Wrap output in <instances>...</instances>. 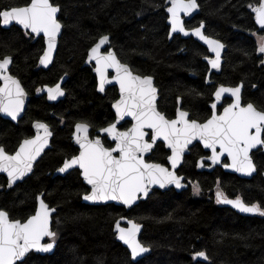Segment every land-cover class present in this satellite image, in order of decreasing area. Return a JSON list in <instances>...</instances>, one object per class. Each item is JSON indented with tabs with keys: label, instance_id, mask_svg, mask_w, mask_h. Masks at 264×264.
I'll list each match as a JSON object with an SVG mask.
<instances>
[{
	"label": "trees",
	"instance_id": "trees-1",
	"mask_svg": "<svg viewBox=\"0 0 264 264\" xmlns=\"http://www.w3.org/2000/svg\"><path fill=\"white\" fill-rule=\"evenodd\" d=\"M198 1L201 12L187 27L204 21L206 34L227 46L221 73H212V84L205 83L206 49L192 38L169 39V0H53L60 7L63 33L48 70L38 65L45 49L43 38L34 41L21 29H3L0 24V59L12 57L11 73L31 97L17 125L0 117V146L14 154L24 139L33 136L36 121L47 123L54 133L52 148L24 182L6 190L7 180L0 175V209L11 219L24 222L34 215L41 194L57 210L54 254L32 253L23 264H264V216H243L217 203L215 195L219 186L228 198L239 197L264 208L263 151L253 154L257 174L242 179L218 168L200 172L197 158L203 152L196 145L180 171L199 183L200 196L193 195L190 187L181 192L156 190L129 211L115 205L84 204L82 197L89 189L79 171L65 177L54 175L66 159L78 153L72 142L77 123H87L95 132L115 119L112 104L118 98L117 90L112 87L104 95L98 93L93 69L84 66L89 49L104 35L110 36L111 46L123 62L140 75L155 78L159 108L170 119L175 117L179 98L193 119L209 117L216 83H242L243 102L264 111V55L258 51V32L249 7L261 0ZM25 3L27 0H0V10ZM65 75L64 100L51 104L44 96L35 97L38 90L54 86ZM129 126L126 123L122 128ZM104 144L113 146L106 139ZM167 158L163 144H158L148 160L166 165ZM125 217L143 224L141 242L152 250L138 262L132 261L116 239L115 224ZM201 251L208 262L194 260Z\"/></svg>",
	"mask_w": 264,
	"mask_h": 264
},
{
	"label": "snow or ice",
	"instance_id": "snow-or-ice-1",
	"mask_svg": "<svg viewBox=\"0 0 264 264\" xmlns=\"http://www.w3.org/2000/svg\"><path fill=\"white\" fill-rule=\"evenodd\" d=\"M171 7L167 12L171 14L172 32H181L188 35L184 27L181 13L191 15L199 7L197 0H169ZM252 7L256 22L264 28V0L259 6ZM60 7L53 0H27L23 6H12L0 10V24L12 25L14 22L30 30L37 36L43 34L47 39V49L44 51L40 63L47 66L52 62L53 52L56 48L57 36L61 31V23L57 18ZM200 27L192 29V33L209 45L215 53V58L209 61L211 68L220 67V50L223 45L215 39L205 35ZM109 37L102 36L99 42L90 49L89 61L96 63L95 71L99 74V91L105 90V85L113 80L119 85L120 98L113 105L116 110V123H111L99 131L108 134L114 147H105L99 137L89 138L87 123H77L75 126V140L80 146L78 156H73L63 163L60 172L77 168L81 171L83 179L91 186L90 193L83 199L87 201H121L131 206L141 195L147 196L151 185L164 187L174 184L181 187L183 177L177 176L175 168L183 159L185 150L193 141L203 142L205 148L212 151L209 159L215 164L225 153L231 158V167L237 172L251 175L255 171L250 152L257 145H264V111L258 110L252 103L241 104V86H220L215 92L219 101L224 93H230L234 101L223 108L221 114L212 112L205 122L189 119L187 111L178 110L176 118L170 119L156 107L157 90L153 86L151 76H141L133 73L126 64L121 63L115 52H101V48L108 44ZM258 51L264 53V36L258 38ZM12 57L0 59V112L15 120L24 107L26 95L20 81L9 74V65ZM114 69L115 76L111 79L108 70ZM40 91V90H38ZM48 98L57 99L64 95L63 89L57 83L55 87L47 88ZM213 103L211 108L215 110ZM125 117H131L134 123L131 128L121 131L117 124ZM37 130L43 129V134H38L32 139H25L14 154H9L0 146V172L7 173L9 186L17 180H22L32 171L33 163L48 146L52 133L48 125L37 122ZM152 135L149 137V132ZM149 137V139H145ZM162 139L171 149L172 170L158 163L145 160V154L151 152L156 141ZM149 140L151 142H149ZM219 146L220 151H217ZM115 153V154H114ZM203 167V160L200 162ZM197 186V191H198ZM217 203L231 204L241 212L258 213L264 216V208L256 204H247L241 198L229 199L217 187ZM39 209L25 222L11 219L9 213L0 210V264H23L26 254L32 250L48 252L55 245L57 233L52 230V213L54 208H49L43 199V194L38 197ZM130 227H121L119 221L115 227L118 238L130 248L133 260L149 251L137 238L141 225L128 221ZM45 237L51 242L42 243ZM197 257L207 259L205 252L196 253Z\"/></svg>",
	"mask_w": 264,
	"mask_h": 264
},
{
	"label": "water",
	"instance_id": "water-1",
	"mask_svg": "<svg viewBox=\"0 0 264 264\" xmlns=\"http://www.w3.org/2000/svg\"><path fill=\"white\" fill-rule=\"evenodd\" d=\"M260 2H261V1H260ZM260 2H259V3H260ZM197 3H198V1H197ZM259 3H258V4H255L253 7H255V6H259ZM198 5H199V4H198ZM170 7H171V5H170ZM250 11H251V14H252V16H253V21H254V23H255V26H256L257 30H258L259 32H264V28H261V26L256 22V19H255V15H256V14L254 13L252 7L250 8ZM200 12H201V9H200V6H199L197 9L193 10V12L191 13V15H196V16H197L198 14H200ZM59 15H60V12L57 14V18H58V20H59ZM168 15H169L168 24H169V26H170V32H169V39H170V40H172L174 36H181V37L184 38V39H190V38H193V39H194L196 42H198L200 45H202V46H204L205 48H207L208 51H209V54H210L211 56H213V58L206 59V62L209 63V61H210L211 59H214V58H215V53H213V52L211 51L209 45H207L204 41L200 40L199 37L195 36V35L192 33V29H191V30L186 29V27H185V16H188V14H185V13H181V14H180V15H181V19L183 20V23H184V27H185V29H186V30L188 31V33H189L188 35H184L183 33L179 32V31H177V32H172V30H171V14L168 12ZM60 23H61V22H60ZM202 24H203V29H202V31H203V33L205 34V24H204V23H202ZM61 25H62V24H61ZM13 26H15V27L21 29L22 31H24V32H26V33H29L32 37H34L35 40H38L39 38L43 37V38H44V42H45V50H44V51H46V49H47V39H46V37H45L43 34H40L39 36H37V35L34 34V33H30V30H25V29H23V26H21V25H19V24H16L15 22H14L12 25H9V26H3V25L1 24V27H2L3 29H10V28L13 27ZM200 26H201V25H200ZM200 26H199V27H200ZM62 33H63V25H62V27H61V31H60V33H59L58 36H57V40H56V48H55V50H54V52H53L52 62L49 63L47 66H45V65H43V64L40 63V59L42 58V56H43V54H44V52H43V54L41 55V57H40V59H39V63H38V65H39V69L48 70V69L53 65L54 60H55V57H56V54H57V51H58V46H59V42H60V39H61ZM205 35H206V34H205ZM107 36L109 37V42H108V44L104 45V46L101 48V52H102V53H105V54H106L107 51L115 52V50H114L113 47L111 46L110 36H109V35H107ZM100 38H101V37H100ZM100 38H99V39H100ZM211 38H212V39H215V38H213V37H211ZM99 39L97 40L96 43L99 42ZM96 43H95V44H96ZM220 43L223 45V48L220 50V67H219V69H213V68H211L210 73H212V72H215V73H217V74H220V73H221V69H222V67H223V63H224V55H225V53L227 52V46H226L224 43H222V42H220ZM95 44H94L92 47H94ZM92 47H91V48H92ZM91 48H90V49H91ZM90 49H89L88 54H87V57H86V59H85L84 66H85V67H93V66H94L93 71H94V74H95V76H96V78H97V92L100 93L101 95H104L105 92H106V90H107L108 88H111V87H117V88H118V92H119V85H118V83H116L114 80H113L112 83H110V84H106V85H105V90H104L103 92H100V91H99V74L95 71V68H96V63H95V61H94V60L89 61ZM115 54H116V52H115ZM116 56H117V54H116ZM117 58H118V56H117ZM118 59H119V58H118ZM119 60H120V59H119ZM121 63H122V62H121ZM12 64H13V59H12V63L9 65V69H8L10 75H12V73H11ZM209 65H210V63H209ZM128 66H129V65H128ZM210 66H211V65H210ZM129 67H130V66H129ZM130 68H131V67H130ZM132 71H133V70H132ZM133 73H134V72H133ZM110 74H113L112 77H114V76H115V70H114V69H109V70H108V76H109V78L111 79L112 77H110ZM134 74H136V73H134ZM136 75H138V74H136ZM12 76H13V75H12ZM14 77H15V76H14ZM151 77H152V76H151ZM15 78H16V77H15ZM67 78H68L67 75H65V76H63V77L60 79V81L58 82V83L60 84V87H61V88L63 89V91H64V95H63V96H59V97H57V99H55V100H51V99H49V98H48V93H47V88H48L49 86H45V87H43L40 91H38V92L36 93L35 97H43V96H44V97L47 98L48 102L51 103V104H57L59 101L64 100L65 97H66V91H65V89H64V85H65V83H66V81H67ZM152 78H153V86H154V87L156 88V90H157V93H156V101H155V103H156V107H157V109L159 110L158 102H159V100H160V90H159V88L156 86L155 78H154V77H152ZM16 79H18V78H16ZM18 80H19V79H18ZM19 81H20V80H19ZM20 84H21V86L23 87L21 81H20ZM240 86H241V85H240ZM0 87H3V80H0ZM53 87H55V86H53ZM23 89H24L26 95H25V97H24V107H23V111L20 113V115H19L15 120H13V119H12L10 116H8L7 114H5V113H3V112H0V117H1V118H3L4 120L10 121V122H12V123L15 124V125H17L18 122L24 117L25 112H26V110H27L28 103H29L30 100H31V97L28 95V93H27V91L25 90L24 87H23ZM242 94H243V86L241 87V104L243 105ZM226 97H229V98H233V99H235L234 97L231 96L230 93H224V94L222 95L221 99H220L219 101H217V100H216V97H215V94H214V99H215L214 103L217 105V107H218V105H220V103L222 102V100H223L224 98H226ZM119 98H120V92H119ZM114 104H115V102H114ZM114 104H113V105H114ZM113 105H112V110H113V112H114V114H115V118H116L114 123H116V120H117V117H116V110H115V108H114ZM217 107H216V109H217ZM211 109H212V108H211ZM216 109H215V110L212 109V111H215L216 114H218V112H217ZM178 110H183V109H182V101H181L180 98H179V100H178V107H177L176 115H177ZM159 111H160V110H159ZM183 111H185V110H183ZM175 118H176V116H175ZM175 118H173V119H175ZM189 119H190V114H189ZM37 122H40V123H42V124H46V125H48L47 123H45V122H41V121H36V122H34L33 125H32L33 131H34V136L31 137V138H29V139L34 138V137L38 134V132H39V134H41V135L43 134V129H39V130H37V128L35 127V125H36ZM127 122L130 123V126H129L128 128H131V127H132V124L134 123V121L132 120L131 117H125L124 120H121V121L117 124V128H118L119 130H121V131L127 130L128 128H126V129H122V127H123ZM75 126H76V125H75ZM104 128H105V127H104ZM48 129H49V131L52 133V135L49 137V143H48V146L44 149V151L40 154V156H38L37 159L34 161V163H33V167H32V171H31L30 173H28V174H27L22 180H17L15 184H12L11 186H9V177L7 176V173L0 172V175H1V176H4V177L6 178V180H7L6 190H10V189L15 188L18 184L24 182V180H26L28 177H30V176L33 174L34 170H35L36 164H37V163L40 161V159L45 155V153H46L48 150H50V149L52 148V140H53L54 133H53L52 128H51L49 125H48ZM146 131L149 132V137H150V136L152 135V132H151L150 130H148V129H146ZM91 132H92V128H91V126H90V127H89V138H90V139H95L96 137H99V138L101 139L102 143L104 144V138H107V140L113 145L112 147L115 146V141H113V140L111 139V137L108 136V134L103 133V132H100V131L98 130V131L96 132V136H95L94 138H92V136H91ZM149 137H146L145 139H149ZM24 140H25V139H24ZM22 142H23V141H22ZM22 142H21V143H22ZM72 142H73V144L75 145V147L78 149V154L76 155V156H78V155H79V152H80V146H79V144L76 143V140H75V127H74V132H73V134H72ZM149 142H151V141L149 140ZM158 144H163V146L165 147V149L169 152V156H171V149H169V148L167 147V142H166V141H163L162 139H158V140L156 141V143H155L153 149L151 150V152L145 154L144 158H145L146 161H148V159L152 156V153L155 151V148H156V146H157ZM196 145L201 146V148H202L206 153L209 154L208 157H206V158H202V159L199 160V171H200V172L211 173V172H213L216 168H219V167H220V168H222V169L224 170L225 173H229V174L235 175V176H237V177H239V178H242V179H252V178L257 174V167H256V164H255V160H254V158H253V154H254V153H257V152H259V151H263V152H264V145H257V147H255V148H253V149L251 150V152H250V156H251V158H252L253 163L255 164V171L252 172L251 175H247V174H244V173H241V172H237L235 169H233V168H231V167H225V165H230V164H231V158L228 157L226 153H225L224 156H221V157H220V161H219L218 163H215V164H214V163L209 159V157L212 155V151H211V149H209V148H205V147L203 146V142H201V141H199V140H195V141H193L192 144H190V145L188 146V148L185 150L184 155H183V159H182V160L178 163V165L176 166V168H175V173H176L177 176H179V175H178V171L180 170L181 166L183 165L186 155H189L191 149H192L194 146H196ZM104 146L107 147L105 144H104ZM17 150H18V148H17ZM17 150H16V151H17ZM217 151H218V152L220 151L219 146H217ZM114 154H115V153H114ZM169 156H168V157H169ZM66 160H67V159H66ZM66 160H65V161H66ZM201 160H203V163H204V166H203V167L200 166V162H201ZM65 161H64V162H65ZM224 161H228V163H227V164H224ZM64 162H63V163H64ZM148 162H150V163H156V162H153V161H148ZM205 163H208L209 165H208V166H205ZM158 164H161V163H158ZM161 165H163V164H161ZM163 166L166 167V168H168L170 171L172 170L171 161H170L168 158H167V165H163ZM61 167H63V164L61 165ZM61 167H60V168H61ZM75 170H76V171H79V172H80V175H81V171H82V170H79V169H77V168L69 169L68 171L63 172V173L60 172V171H59V168H58V169L55 171V174H54V175H55V176L65 177V176L68 175L70 172L75 171ZM262 176L264 177V173L262 174ZM81 179L83 180V183L86 185V187L89 189V192H88V193H90L91 186L88 185V184L86 183V181L83 179L82 175H81ZM184 182H185V178L183 177V179L181 180V185H182V186L179 187V188L176 187L174 184H166L164 187H160L159 185H151V186L149 187V191H148L147 196H143V195H141L140 198H138V199H137V200H136L131 206H129V205H125V204H123L121 201H96V202H93V201H87V200L83 199L84 195H83V197H82V202H83L84 204H87V205H90V206H107V205H115V206L123 207V208H125L127 211H129V210H131L132 208H134L135 206H137L140 202L148 200L149 197L152 195V193H153L154 191H156V190H157V191H161V192H169V191H171L172 189H173L174 191H176V192H181V191H183V190H188V189H189V185H188V184H185ZM88 193H87V194H88ZM43 199H44V196H43ZM44 201H45V200H44ZM45 203H46V202H45ZM46 204L49 206V208H51L50 205H49L48 203H46ZM222 204H223L225 207L230 208V209L234 210L235 212H237V213H239V214H241V215H243V216H255V215L258 214V213H245V212H241L239 209H237L236 207H234V206L231 205V204H226V203H222ZM38 209H39V200L37 199V207H36V211H37ZM54 209H55V208H54ZM36 211H35V213H36ZM35 213H34V214H35ZM56 214H57V210L55 209V212H53V213H52V216H51V220H52V225H51V226H52V230H53V218H54V216H55ZM118 221H119L121 227H125V228L130 227V224L128 223V221H134L135 223L139 224V223L136 222L135 220H133V219H129V218H126V217H125V218H122V219H119ZM118 221H117V222H118ZM22 222H23V221H22ZM24 222H25V221H24ZM117 222H116V223H117ZM115 225H116V224H115ZM139 225H141V228H140V232L138 233V237H137V238H138V239L140 240V242H141V235H142V232H143V230H144V226H143V224H139ZM53 231H54V230H53ZM114 232H115V234H116L117 242H119L123 247H125V248L129 251V253H130V251H131L130 248H129V247H128L123 241H121V240L118 238V232H117V230H116V227H114ZM47 241L51 242V238H49V237H45L44 240L42 241V243H49V242H47ZM141 243H142V242H141ZM142 244H143V243H142ZM143 245H144V244H143ZM56 247H57V242L55 241V245H54V247H53L50 251H48V252H38V251H36V250H32V251H30L28 254H26V256H25V258H24V261H25L26 258H27L30 254H32V253L37 254V255H40V256H52V255L54 254L55 250H56ZM146 247H147V246H146ZM148 248H149V251H148V252L141 254V256L137 257L135 260H133L132 257H131L132 261H133V262H138V261H140L141 259H143L144 257L150 255L151 252H152V250H151L150 247H148ZM206 255H207V254H206ZM130 256H131V255H130ZM194 260H195L196 262H197V261H200V262H204V263H206V262H208V256H207V259H204V258H201V257H197L196 254H195V255H194ZM24 261H23V262H24ZM18 263H21V262L18 261L17 264H18Z\"/></svg>",
	"mask_w": 264,
	"mask_h": 264
},
{
	"label": "flooded vegetation",
	"instance_id": "flooded-vegetation-1",
	"mask_svg": "<svg viewBox=\"0 0 264 264\" xmlns=\"http://www.w3.org/2000/svg\"><path fill=\"white\" fill-rule=\"evenodd\" d=\"M198 1V0H197ZM198 4H199V1H198ZM170 2H169V6L168 7H170ZM199 6H200V4H199ZM251 8V7H250ZM200 9H201V6H200ZM250 13H251V11H250ZM252 15V14H251ZM196 17V15H188V16H185V27H186V29H188V30H191V28L195 25H193L192 27H190V28H188L187 27V25H188V23H189V21H191L192 19H194ZM168 19H169V15H168ZM202 23H204L205 24V22L204 21H198L197 22V24L192 28V29H194V28H197V27H199ZM169 25V24H168ZM169 32H170V26H169ZM257 32L258 33H264V32H259L258 30H257ZM258 33L255 35V37L257 38V36H260V35H258ZM29 34V33H28ZM205 34H206V31H205ZM30 35V34H29ZM207 36H209L208 34H206ZM31 36V35H30ZM181 37V36H180ZM209 37H211V36H209ZM34 38V37H33ZM41 38H43V37H41ZM214 38V37H213ZM184 39V38H183ZM193 39V38H192ZM43 40H44V38H43ZM194 40V39H193ZM215 40H218V39H216L215 38ZM34 41H36L35 39H34ZM219 42H221L220 40H218ZM44 46H45V42H44ZM204 47V46H203ZM205 48V47H204ZM114 49V48H113ZM206 49V51H207V55H205L204 56V58H203V60H204V62L207 64V72H206V75H205V83L206 84H212L213 82H214V80L211 78V76H212V73H215V72H212V73H210V71H211V66L209 65V63L208 62H206V59H209V58H213V56H211L210 54H209V51H208V49L207 48H205ZM45 50V49H44ZM260 53V52H259ZM261 55H264V53H260ZM119 58V57H118ZM120 59V58H119ZM120 61L122 62V63H125V62H123L121 59H120ZM127 64V63H126ZM127 65H129V64H127ZM130 66V65H129ZM131 67V66H130ZM92 69H94V66L93 67H91ZM132 69V68H131ZM133 70V69H132ZM222 70V69H221ZM133 72L134 73H136V74H138V75H140L139 73H137V72H135L134 70H133ZM93 73H94V71H93ZM217 74V73H216ZM113 76V74H110V77H112ZM141 76H150V75H141ZM96 77V76H95ZM96 82H97V78H96ZM240 85H242L243 86V84L242 83H240V84H238V85H236V86H227V85H223V84H217L216 83V87H215V89H214V91H213V94H212V102L210 103V105H209V108H210V110H211V112H210V115H209V117H207V118H205L204 120H197V121H199V122H205L208 118H210L211 117V115H212V109H211V105L214 103V101H215V99H214V94H215V92H216V90H218L219 89V87L220 86H224V87H237V86H240ZM45 87V86H44ZM112 88V87H111ZM116 90H117V92H118V88L117 87H114ZM243 90H244V87H243ZM36 95V94H35ZM119 99V92H118V98H117V100ZM116 100V101H117ZM179 100V99H178ZM242 100H243V94H242ZM115 101V102H116ZM234 101V99L233 98H229V97H226V98H224L223 100H222V102L220 103V105H218V107H217V112H218V114H221L222 112H223V108L224 107H227L228 106V104H230V103H232ZM114 104V103H113ZM112 104V105H113ZM243 105H247V104H245L244 102H243ZM158 107H159V102H158ZM177 107H178V105H177ZM257 108V107H256ZM182 109H183V107H182ZM258 109V108H257ZM159 110H160V108H159ZM183 110H185V109H183ZM259 110V109H258ZM161 111V110H160ZM176 111H177V108H176ZM185 111H187V110H185ZM162 112V111H161ZM188 112V111H187ZM189 113V112H188ZM165 114V113H164ZM190 114V113H189ZM115 115V114H114ZM166 115V114H165ZM175 116H176V113H175ZM175 118V117H174ZM116 119V118H115ZM115 119H114V121L112 122V123H114L115 122ZM173 119V118H172ZM190 119H193L192 117H191V115H190ZM196 120V119H195ZM127 123H129V122H127ZM111 124V123H110ZM130 124V123H129ZM33 125V124H32ZM108 126V125H107ZM106 126V127H107ZM33 129V128H32ZM123 129V128H122ZM98 131V130H97ZM97 131H95V132H91V136H92V138H94L95 136H96V132ZM74 132V131H73ZM33 136H34V131H33ZM32 136V137H33ZM29 139V138H28ZM104 139H106L107 140V138H104ZM200 148H201V146H199ZM164 149H165V147H164ZM201 150H202V154L197 158V169L199 170V160L200 159H202V158H206V157H208L209 156V154L208 153H206L202 148H201ZM165 151L168 153V156H169V152L165 149ZM16 152V151H15ZM78 154V153H77ZM76 154V155H77ZM75 155V156H76ZM224 164H227V162L225 161L224 162ZM167 165V164H166ZM205 165L207 166L208 165V163H205ZM218 169H221L222 171H223V169L222 168H218ZM224 172V171H223ZM178 175L180 176V177H184L185 178V183H189L190 184V191H191V193L193 194V191H195L194 190V188H196V190H197V186H198V195H201V188H200V185H199V183L198 182H196V181H192V180H190V179H188L185 175H182V173H181V171L179 170L178 171ZM81 176V175H80ZM83 181V180H82ZM1 210V209H0Z\"/></svg>",
	"mask_w": 264,
	"mask_h": 264
},
{
	"label": "rangeland",
	"instance_id": "rangeland-1",
	"mask_svg": "<svg viewBox=\"0 0 264 264\" xmlns=\"http://www.w3.org/2000/svg\"><path fill=\"white\" fill-rule=\"evenodd\" d=\"M260 36H257V39L259 38ZM195 191H193V195H195L196 197L200 196L198 195V191L196 190V188H194Z\"/></svg>",
	"mask_w": 264,
	"mask_h": 264
},
{
	"label": "bare ground",
	"instance_id": "bare-ground-1",
	"mask_svg": "<svg viewBox=\"0 0 264 264\" xmlns=\"http://www.w3.org/2000/svg\"><path fill=\"white\" fill-rule=\"evenodd\" d=\"M59 81H60V80H59ZM55 85H56V84H55ZM55 85H54V86H55ZM49 87H53V86H49ZM28 95H29V94H28ZM29 96H30V95H29Z\"/></svg>",
	"mask_w": 264,
	"mask_h": 264
}]
</instances>
